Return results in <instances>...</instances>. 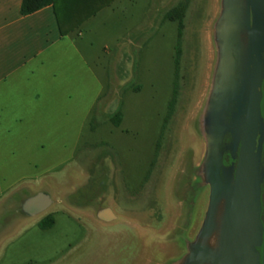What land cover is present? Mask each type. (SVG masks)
<instances>
[{"label": "rangeland", "instance_id": "1", "mask_svg": "<svg viewBox=\"0 0 264 264\" xmlns=\"http://www.w3.org/2000/svg\"><path fill=\"white\" fill-rule=\"evenodd\" d=\"M247 18V0H114L79 27L91 73L71 56L68 73L86 96L51 133L37 180L4 196L0 264H190L218 251L226 206L211 200L239 154ZM225 38L239 45L230 58ZM257 195L263 240L262 164ZM39 196L48 207L31 210Z\"/></svg>", "mask_w": 264, "mask_h": 264}, {"label": "crops", "instance_id": "2", "mask_svg": "<svg viewBox=\"0 0 264 264\" xmlns=\"http://www.w3.org/2000/svg\"><path fill=\"white\" fill-rule=\"evenodd\" d=\"M22 3L0 0V213L9 190L37 180L51 133L67 129L86 96L78 78H70L69 57L91 73L72 41L75 31L62 35L54 7L23 17Z\"/></svg>", "mask_w": 264, "mask_h": 264}, {"label": "water", "instance_id": "3", "mask_svg": "<svg viewBox=\"0 0 264 264\" xmlns=\"http://www.w3.org/2000/svg\"><path fill=\"white\" fill-rule=\"evenodd\" d=\"M247 8L248 66L243 76V94L238 100L239 136L234 147L236 151L240 147L238 165L233 181L229 179L224 184L217 182L213 185L212 209L222 201H225L226 206L220 247L218 251L206 247L196 252L197 264H258L253 250L261 241L256 186L258 163L256 151L263 78L264 0H247ZM215 150L213 147V151ZM28 207L34 211H43L48 204L44 201V197L39 196L33 199ZM111 218V214H108L106 220L109 221ZM213 228L214 225L209 223L208 231H212Z\"/></svg>", "mask_w": 264, "mask_h": 264}, {"label": "trees", "instance_id": "4", "mask_svg": "<svg viewBox=\"0 0 264 264\" xmlns=\"http://www.w3.org/2000/svg\"><path fill=\"white\" fill-rule=\"evenodd\" d=\"M112 1L114 0H23L21 15L27 17L52 6L56 11L61 33L66 36L94 16L99 8ZM179 36H181V30ZM53 224L54 221L48 218L40 223V227L49 229Z\"/></svg>", "mask_w": 264, "mask_h": 264}, {"label": "flooded vegetation", "instance_id": "5", "mask_svg": "<svg viewBox=\"0 0 264 264\" xmlns=\"http://www.w3.org/2000/svg\"><path fill=\"white\" fill-rule=\"evenodd\" d=\"M223 41V46L220 47L222 50V53L225 54L228 58L231 57V54L234 52V50L239 51V45L238 46H230L228 44V40L226 38ZM243 41V40H242ZM244 44H241L242 51L245 53V49L247 48V43L243 42ZM248 45H249V36H248ZM248 50V49H247ZM263 60V78H262V84H261V102H260V124H259V130H258V136H257V155H258V163L256 165V186L258 183V173H259V165L261 164L264 166V52L262 55ZM230 61V60H229ZM223 73L220 75L222 77ZM235 150V149H234ZM236 151V150H235ZM233 157V158H232ZM218 159L219 157H216V155L210 159L208 163V168H206V172L204 173L205 176L213 178V176L216 174L217 168H218ZM232 159V167H229V170L227 169L225 171H222L220 174L221 180L226 183L227 180H229L232 176V178H235L237 165H238V157L235 159V156L231 155ZM216 177V176H215ZM222 182V183H223ZM259 205V204H258ZM259 223H260V233L262 234V214L259 209ZM262 239V238H261ZM261 244V245H260ZM259 246H257L253 250V255L257 257L258 264H264V238L260 241ZM196 259H191L189 262L190 264H197Z\"/></svg>", "mask_w": 264, "mask_h": 264}]
</instances>
